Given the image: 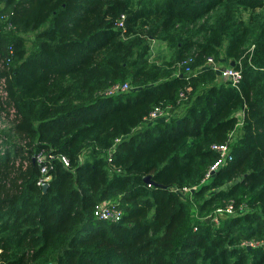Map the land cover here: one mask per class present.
Instances as JSON below:
<instances>
[{
  "label": "trees",
  "instance_id": "obj_1",
  "mask_svg": "<svg viewBox=\"0 0 264 264\" xmlns=\"http://www.w3.org/2000/svg\"><path fill=\"white\" fill-rule=\"evenodd\" d=\"M205 16L202 42L179 32ZM157 37L194 59L190 79L150 61ZM211 55L241 61L239 87L197 68ZM0 88L25 141L0 148V264H264L263 247L241 246L264 239V0H0ZM155 108L174 114L147 123ZM233 131V160L202 183ZM197 184L192 198L173 190ZM106 200L120 221L95 217ZM230 200L245 210L215 225Z\"/></svg>",
  "mask_w": 264,
  "mask_h": 264
},
{
  "label": "built area",
  "instance_id": "obj_2",
  "mask_svg": "<svg viewBox=\"0 0 264 264\" xmlns=\"http://www.w3.org/2000/svg\"><path fill=\"white\" fill-rule=\"evenodd\" d=\"M126 20L127 15L125 13L121 14V16L117 20L116 27L125 29L126 28ZM254 45L251 47L250 51H253ZM235 65H232L231 63H225L222 59H216L213 55L208 56L206 58L205 64L203 66H198V69L203 68H210L214 70L219 77L223 78L224 81H228L231 85L235 87H239L240 83L243 80V69H242V63L239 60L234 61ZM193 59L188 58L181 62V69L185 68L184 73L187 75L188 79H190L193 68H192ZM183 74L181 72H178L177 74ZM196 75V73H195ZM133 86L129 81L120 82L114 84L112 87H110L107 91V95H114L126 92L128 90H131ZM190 87H188V90ZM187 99V93L186 91H182L180 93V100ZM164 114V110L160 108H155L149 115L148 118H146L147 123H154L156 120L159 119L161 115ZM238 117L240 119L239 126L242 125V119L243 116H240L238 114ZM237 138V132L233 131L230 133L229 138L225 142H218L212 144L211 148L217 152V158L215 161L209 165L203 179L202 183L209 180L218 170L219 168L227 165L230 161L233 160V153H232V144L236 141ZM120 141V139H117V142ZM114 151V147L109 148L107 151V160L108 162L112 161V154ZM62 161L65 163L66 166L69 165V160L66 156H61ZM44 157L39 156V161L43 162ZM48 168L43 166L42 172L44 173V176L39 180V185L44 186L46 183L49 182L50 176L46 175L48 172ZM199 188V185H186L183 187H174L173 190L180 194L182 198L191 197L195 190ZM245 206L240 205L239 208L236 207L234 200L228 201L223 206H218L215 208V210L208 215L209 218H211L212 222L215 223V225H218L220 223V218L223 216H237L240 213V211H244ZM94 215L99 220L104 221H110V222H118L122 219L123 211L118 206L117 201L115 200H106L99 202L96 204L94 208ZM242 247H263L264 248V239H250V240H244L241 242ZM2 252V249L0 248V254Z\"/></svg>",
  "mask_w": 264,
  "mask_h": 264
},
{
  "label": "rangeland",
  "instance_id": "obj_3",
  "mask_svg": "<svg viewBox=\"0 0 264 264\" xmlns=\"http://www.w3.org/2000/svg\"><path fill=\"white\" fill-rule=\"evenodd\" d=\"M209 14V17H214L216 15V12ZM250 14L251 10H246L243 7L240 8L238 13V15L242 16V18L245 20L249 19ZM208 19L209 18L205 16L204 18H201L197 22H195V24H181L178 27L179 32H181L184 36H193L194 40L202 42L204 40L205 34L204 32L197 33V28L202 22ZM211 22H213V19H211ZM142 30V33H146L147 31H149V27H143ZM23 36L26 40V44L30 53L33 50V43L36 40V33L31 32L24 34ZM252 42L253 37L252 35H249L248 41L246 42L243 48V56H245L247 52L250 51L251 47L253 46ZM148 44L150 46L148 58L151 62H156L162 68H166L169 71H174V73H178L181 71V62L177 61L176 59V48L172 46L170 42H168V40H164L161 37H157L155 39L149 38ZM217 78L220 81L224 80L219 76ZM69 81H71V78H69ZM105 91L106 90H101L98 94L105 93ZM0 95L2 96V99H5V93L2 88H0ZM93 97H95V95ZM88 99L91 100L92 98L89 97ZM172 114H174V112H172ZM14 122V110L10 109L8 106L0 105V146H2L0 147L2 148L1 150H5L6 147H10L12 149L16 146V144L25 145V141L19 138V136H17L13 131ZM211 192L212 190L209 191V194Z\"/></svg>",
  "mask_w": 264,
  "mask_h": 264
},
{
  "label": "crops",
  "instance_id": "obj_4",
  "mask_svg": "<svg viewBox=\"0 0 264 264\" xmlns=\"http://www.w3.org/2000/svg\"><path fill=\"white\" fill-rule=\"evenodd\" d=\"M238 114H240V116H243V113H242V112H240V113H238ZM171 115H172V112H171V111H164V114L161 115V116L159 117V119L169 120L170 117H171Z\"/></svg>",
  "mask_w": 264,
  "mask_h": 264
},
{
  "label": "water",
  "instance_id": "obj_5",
  "mask_svg": "<svg viewBox=\"0 0 264 264\" xmlns=\"http://www.w3.org/2000/svg\"><path fill=\"white\" fill-rule=\"evenodd\" d=\"M231 64H232V65H235V62L233 61V62H231ZM145 181L148 182V183H150V178H149V176L145 177ZM48 187H49V183H46V184L43 186V188H44L45 191L47 190ZM48 264H55V263L50 262V263H48Z\"/></svg>",
  "mask_w": 264,
  "mask_h": 264
}]
</instances>
